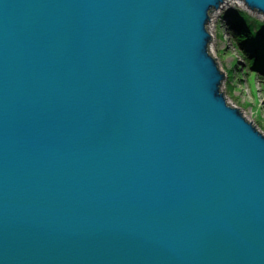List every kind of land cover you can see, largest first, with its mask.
Here are the masks:
<instances>
[{"label": "water", "instance_id": "95a60500", "mask_svg": "<svg viewBox=\"0 0 264 264\" xmlns=\"http://www.w3.org/2000/svg\"><path fill=\"white\" fill-rule=\"evenodd\" d=\"M222 3L264 19L0 0V264H264V134L208 47Z\"/></svg>", "mask_w": 264, "mask_h": 264}, {"label": "rangeland", "instance_id": "374dc122", "mask_svg": "<svg viewBox=\"0 0 264 264\" xmlns=\"http://www.w3.org/2000/svg\"><path fill=\"white\" fill-rule=\"evenodd\" d=\"M236 7L232 9L231 6L223 5L219 9L211 10L217 9L208 30L212 36L208 45L209 53L216 57L218 68L224 73L220 90L223 91L226 102L233 107H239L241 115L248 122L251 120L250 123L264 134V70L256 69L253 63L248 67L249 56L243 47L237 44L232 34L243 29L234 30L231 28L232 24L230 25V20L241 18V15L237 14L238 11L246 13L256 23L251 31L257 35L256 39L261 48L264 47V19L255 13L246 12L244 7ZM249 55L252 56L251 53ZM258 66H264V58L258 62Z\"/></svg>", "mask_w": 264, "mask_h": 264}, {"label": "trees", "instance_id": "16d2710c", "mask_svg": "<svg viewBox=\"0 0 264 264\" xmlns=\"http://www.w3.org/2000/svg\"><path fill=\"white\" fill-rule=\"evenodd\" d=\"M237 14L241 15V18L238 20H230L231 28L234 30H240L237 33H232L235 36L236 42L240 47H243L246 51L249 60L247 59L248 67H251L253 63L256 69L264 70V66H258V62H261V59L264 58V47L259 46L260 42L256 39L257 35L254 34L251 29L253 25H256L251 17H248L245 13L238 11ZM232 19V18H231ZM255 23V24H254ZM261 26L260 24H257ZM252 54L250 56L249 54ZM250 61V62H249Z\"/></svg>", "mask_w": 264, "mask_h": 264}, {"label": "bare ground", "instance_id": "6f19581e", "mask_svg": "<svg viewBox=\"0 0 264 264\" xmlns=\"http://www.w3.org/2000/svg\"><path fill=\"white\" fill-rule=\"evenodd\" d=\"M226 1V0H225ZM224 3V2H223ZM222 3V5L220 6V7H222L224 4ZM220 7H218L217 9H219ZM217 9H215V10H217ZM215 10H213V11H211V15H210V18H209V21L207 22V30H209L210 29V25H211V22L213 21V18H214V16H215ZM211 36V35H210ZM212 37V36H211ZM211 42V41H210ZM211 47V46H210Z\"/></svg>", "mask_w": 264, "mask_h": 264}]
</instances>
